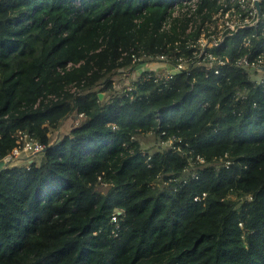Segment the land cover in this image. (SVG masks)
I'll return each mask as SVG.
<instances>
[{"label":"trees","instance_id":"1","mask_svg":"<svg viewBox=\"0 0 264 264\" xmlns=\"http://www.w3.org/2000/svg\"><path fill=\"white\" fill-rule=\"evenodd\" d=\"M221 1L0 0V164L19 132L46 144L0 168V264H264V82L238 63L264 31L195 56ZM161 56L189 70L116 91Z\"/></svg>","mask_w":264,"mask_h":264},{"label":"built area","instance_id":"2","mask_svg":"<svg viewBox=\"0 0 264 264\" xmlns=\"http://www.w3.org/2000/svg\"><path fill=\"white\" fill-rule=\"evenodd\" d=\"M196 0H183L184 3H192L195 6ZM225 0L221 1V5H225L220 9V11L214 15L215 22L210 24L211 29L215 31L214 33H210L206 35V31L202 29L201 38L199 42V52L195 53V56L200 57L202 60H217L219 59V55H215L213 50L219 48L221 44L229 37L234 35L236 32L245 29L254 28L255 31L261 29L264 31V17H262V9L261 11H257L255 7L256 0H251L252 4L255 8V14L253 15L250 12V9L245 7L244 2L245 0H230L229 2L224 3ZM260 7L263 8L264 12V4H262V0H259ZM239 4V7L236 8L234 5ZM229 6V8H228ZM228 8V9H227ZM250 19V20H248ZM192 27L190 26V29ZM244 45L247 46L250 44V39H245L243 41ZM225 51V49H224ZM264 54V53H263ZM263 56L259 55L253 61H250V55L243 54L239 57V65L243 68L251 71L252 73L261 72L260 82H264V63H263ZM161 60H166L165 56L160 57ZM221 64V60H219ZM188 64L189 62L180 61L175 65L171 66V70L169 73L163 76H159V79L162 81H166L173 77V75L182 72L188 71ZM70 66V65H69ZM218 72V71H217ZM259 74V73H258ZM260 75V74H259ZM18 144L19 147H16L11 154H9L5 159L4 162L8 163L7 165H18L23 158V155L27 157H34L46 149V144L31 137L28 133L19 132L17 134ZM32 162L30 160L28 163ZM26 163V164H28ZM6 165V166H7Z\"/></svg>","mask_w":264,"mask_h":264},{"label":"rangeland","instance_id":"3","mask_svg":"<svg viewBox=\"0 0 264 264\" xmlns=\"http://www.w3.org/2000/svg\"><path fill=\"white\" fill-rule=\"evenodd\" d=\"M244 5H245V7L250 9V12L253 15L255 14L254 5L256 7V10L258 11V8L256 6V2L253 5L251 0H245ZM261 9H262V17H264L263 8L261 7ZM174 10H175L176 15H180V13L182 12L181 9L179 8V5L177 2H175ZM183 10H185V9H183ZM248 20H250V19H248ZM171 66L172 65L167 63V60L163 61L160 59H153V60L148 61L144 66L143 65L138 66L137 69L132 71V72L121 71V72H119L120 74L118 73L119 75H117L118 81L116 84L117 85L116 91H120L121 89H123L125 87V85H128V83L130 81H133L134 79H136L139 76V74L145 69H148L150 71H154L159 76H163V75H166L167 73H169V71L171 70ZM258 73H255V74H258L255 78L260 80L261 72H258ZM83 119H84L83 117H80V118L78 116L76 117L73 114V112L70 110L69 113L67 114V116L60 123L58 129L53 131L50 134L52 141H54L57 137H60V136H63L65 134L70 133L74 126L78 125L80 122H83ZM140 140L142 142V147L145 151H150V152L153 151L154 152L156 149H165L166 148V144L165 145L162 144L153 133H148L146 135L140 136ZM35 159H38V157L37 156L36 157H32V156L27 157V156L23 155V158L21 159L20 164H26L30 160H35ZM3 162H2V164H0V168L3 167Z\"/></svg>","mask_w":264,"mask_h":264},{"label":"water","instance_id":"4","mask_svg":"<svg viewBox=\"0 0 264 264\" xmlns=\"http://www.w3.org/2000/svg\"><path fill=\"white\" fill-rule=\"evenodd\" d=\"M256 6H257V8H258V11L260 12L261 7H260V2H259V0H256ZM100 97L102 98L103 95L100 94Z\"/></svg>","mask_w":264,"mask_h":264},{"label":"crops","instance_id":"5","mask_svg":"<svg viewBox=\"0 0 264 264\" xmlns=\"http://www.w3.org/2000/svg\"><path fill=\"white\" fill-rule=\"evenodd\" d=\"M1 164H2V163H1ZM3 164L7 165L8 163H6V162H3Z\"/></svg>","mask_w":264,"mask_h":264}]
</instances>
